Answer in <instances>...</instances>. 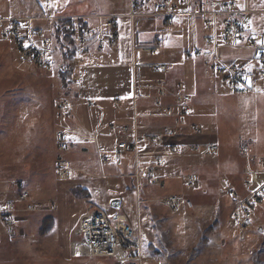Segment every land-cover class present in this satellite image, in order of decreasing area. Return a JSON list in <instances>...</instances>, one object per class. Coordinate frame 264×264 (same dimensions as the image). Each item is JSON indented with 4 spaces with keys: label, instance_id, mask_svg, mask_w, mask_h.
<instances>
[{
    "label": "rangeland",
    "instance_id": "374dc122",
    "mask_svg": "<svg viewBox=\"0 0 264 264\" xmlns=\"http://www.w3.org/2000/svg\"><path fill=\"white\" fill-rule=\"evenodd\" d=\"M126 1L9 0V5L20 10L32 11L35 7L34 2H38L44 11L48 10L53 14L97 15L106 14L108 11L119 12L118 9L123 11L126 7L123 5H127ZM247 5L251 11L256 12L240 17L245 28L244 38L264 32V0H247ZM153 11V5L146 4L140 6L139 15L131 22L126 18H118L119 38L116 42L119 45L118 49L115 45L105 44L100 51L92 49L89 53L82 54L75 45L77 56L72 60L61 59L59 51L53 58L51 54L48 55V59L51 58L50 66L56 67L54 77L60 74L61 79L65 76V81L68 82L62 95L58 97L53 95L56 93L49 95L51 105L58 104L59 100L64 98L70 102L66 92L69 84L72 85L74 82L75 90L88 93L92 103L95 102L91 96L93 91L98 94L105 89L119 90L126 86L132 95L137 97V91L141 86L164 77L163 71L153 72L150 68L151 61L156 62L159 49L155 54H151L148 49L156 40L160 42L166 54L167 58L164 60L173 63L168 70L182 68L174 75L172 80L174 83L180 82L184 87L189 86L187 82L193 83L190 76L196 72L195 89L191 91L192 93L188 90L191 95L189 119L204 130V136L192 137V133L187 131L185 136L172 138L169 142L200 143L217 140L218 149L211 153L190 151L174 156L163 153L166 157V164L161 173L164 178L161 181L163 185L153 186L146 183L150 188H143L142 192L141 188L139 191L131 188L127 190L126 182L130 180L116 178V175H113L120 174L118 172L121 167L115 163L121 154L114 152V156L110 152L108 162H104V171L109 176L102 177L97 157L95 158L92 149L82 154L84 159L81 163L71 162L75 154L72 155L70 147L68 149L69 141H66L64 136L67 150L64 156L71 171L69 178L62 180L57 176L55 166L57 156L55 133L57 130L61 131V122L56 115V109L53 110L55 104L53 107L50 105L44 107L40 100H31L27 96L32 94L41 97L42 91L38 85H35V90L22 88L12 92L15 105H11V109L15 117L8 116L6 112L2 114L0 110V128L2 127L0 143L6 144L4 155L1 157H6L7 161L13 160L15 164L24 162L25 167L30 168L25 171L16 169L9 174L0 170V184L6 178L15 176L4 181L6 187L0 186V206L2 207L7 199L17 195L13 185L18 180H23L36 208L31 212H18L14 236L9 237L0 229V240L6 237L14 243L0 256L1 259L4 258L2 263L113 264L112 258L76 256L71 251V244L79 240L75 234L78 214L90 206L103 210L109 220L115 213L125 215L128 224L140 239L142 257L147 260L143 264H148L149 261L154 264H264V201L255 209L252 228H236L230 219L231 206L223 194L225 191L220 188V180H224L228 187L233 185L232 188L235 187L238 192L243 191L242 172L246 159L238 152V140L246 141L250 147L252 145L243 137L239 136L236 139V133L240 128L238 123L244 126L243 133H249L245 127L251 130L250 124L252 128L255 127L254 135L258 143L264 144V89L236 93L226 87L210 70L207 56H203L202 59L184 57L183 51L192 46V32L197 33L199 38L204 36L206 27L203 23L197 20V24L190 30V26L180 23L178 19L182 18H178V22L176 21L173 26H166L160 18L144 15ZM88 22L93 23L92 20ZM70 28L71 26L67 27ZM206 30L210 32L209 29ZM71 42H74V38L66 41L63 39L62 45L66 47V52L71 48L69 46ZM205 44L208 49L209 44L206 40ZM106 52L110 56L105 55ZM218 53L226 60L245 61L252 51L220 48ZM43 80L40 76L33 78L35 84ZM18 91L26 95H18ZM108 108V111H113L111 105ZM65 110L58 107L57 114L60 115ZM40 115L42 120L37 119ZM109 122L110 120L104 126L107 132ZM9 128H12V131L11 135L7 136ZM13 135H20L14 147L10 146L8 141L6 143V139L9 138L10 142ZM105 142L111 144V140ZM20 145L27 150L26 155L20 149L17 150ZM125 159L128 166L126 170L131 171L132 164L135 163L133 154L130 153ZM188 174H195L197 177L192 185L186 184L185 177ZM169 195L189 199L193 205L186 207L181 201L178 208L170 209L165 206L167 205L165 200ZM114 198L121 201L117 210L110 206ZM17 205L20 206V203ZM51 217L55 219L53 225L49 224ZM46 218L49 224L47 233L41 234V223ZM43 228L42 233L45 232Z\"/></svg>",
    "mask_w": 264,
    "mask_h": 264
},
{
    "label": "built area",
    "instance_id": "2783aa9c",
    "mask_svg": "<svg viewBox=\"0 0 264 264\" xmlns=\"http://www.w3.org/2000/svg\"><path fill=\"white\" fill-rule=\"evenodd\" d=\"M145 3H152L154 11L144 15L160 18L166 26H173L178 18L184 16L202 20L210 30L206 38L210 46L208 66L226 87L231 90H255L258 86L264 87V43H261L264 42V32L255 36L251 35L245 41L242 39L244 28L239 18L255 12L248 8L247 0H243V5L240 7H237L234 0H130V7L122 16L132 21L134 17L139 15L140 6L146 5ZM118 17L119 15L116 14L95 15L92 18L96 21V26L81 25L76 28L74 30L76 33L75 42L80 52L86 54L92 49L91 47L100 50L104 48L105 44H116L119 38ZM43 18L50 19L51 17L0 15V37L10 41L23 60L31 61L41 69H48L50 61L47 57V46L49 50L50 38L45 36L42 29L35 25L37 20ZM159 46L160 42L156 41L149 47L148 51L155 54ZM220 48L251 50L254 62L221 58L218 53ZM186 54L188 57H198L202 54V49L193 47ZM150 68L153 72H164L168 69V65L166 63H153ZM151 88L154 90L156 104H160L161 99L166 97L173 100V104L167 105L164 109L165 115L171 119L169 123L162 125L158 132L141 135L137 115L134 112L129 123H111L108 125V132L115 140V153L120 155L127 148L132 150L135 159L134 170L131 174H125L123 177L131 178L136 190L143 183L153 186L163 185L160 174L164 167V157L161 155L153 156L147 166L140 168L143 145L149 144L155 148L161 146L164 149L163 153L168 155H179L190 151L209 153L218 149L216 141L200 143L191 141L178 146L169 142L170 139L179 135L183 128H188L192 137L204 136V130L196 123H188L187 115L190 110L191 97L184 91L182 83H177L176 90H170L162 79H158ZM68 104L69 102L63 100L59 105L62 108ZM87 106L92 107L93 103L88 101ZM120 107V100L114 99L112 109L118 110ZM98 134L97 130L93 131L92 138L94 141H97ZM55 136L57 146L56 173L60 179L66 180L70 176L71 169L64 156L66 151L65 139L61 131H57ZM237 149L246 159L242 172L244 176L243 191L238 192L236 189L228 187L224 180H220V188L234 199L230 215L234 227L250 229L253 227L255 209L264 201V177L261 176V171L257 169V163L263 166L264 160L258 161L253 147H250L246 141L239 139ZM95 151L99 164L102 165L107 157L101 152L99 146H96ZM119 161L118 159L117 162ZM101 176L106 177L103 170H101ZM196 179L195 174H188L185 177L187 185H192ZM13 186L16 188L17 195L7 199L3 207L0 208V223L4 233L9 237L16 233L18 212H31L36 208V204L23 180H18ZM165 201L167 206L173 210L178 208L181 201L186 207L193 205L189 199H181L177 195H169ZM17 203H20V206ZM75 234L79 240L71 244L73 255L112 258L116 264H143L147 261L142 257V245L139 237L128 224L125 215L121 213L113 214L109 220L103 210L89 206L79 216ZM148 264L154 263L149 261Z\"/></svg>",
    "mask_w": 264,
    "mask_h": 264
},
{
    "label": "crops",
    "instance_id": "0c3cea01",
    "mask_svg": "<svg viewBox=\"0 0 264 264\" xmlns=\"http://www.w3.org/2000/svg\"><path fill=\"white\" fill-rule=\"evenodd\" d=\"M234 1L236 3L237 7H240L242 5L241 0H234ZM126 4L127 5H123V6H126L123 11H120V9H118L119 12L108 11L106 14H116V15H119L118 18H125L122 15L128 11V9L130 7V0H127ZM149 4H152V3H149ZM34 5H35L34 10L26 11V10L17 9L15 7L13 8L11 5H9V0H0V15H6V16H11V17H46V16H50L51 17L50 19H44L43 18V19L37 20L35 23V25L37 27L42 29L43 34L45 36L50 37L51 46H50V49L48 51L47 57H48V55L50 56V54H51V58H53V57H55L54 56L55 53L57 51H59L61 59L62 58L64 59V56L66 54V47L64 45H62L63 39L66 41L70 38H74L73 45L69 44V46L72 48L74 47V49H76V47H75V45H76V42H75L76 33L74 30L76 28H79L81 25H88L90 27L96 26V21L94 20V18H92L93 16H95L94 14H85V13H80V14H75V15H69V14H64V13L63 14H57V13L53 14L48 10L44 11L42 5L38 2H34ZM113 8H116V7H113ZM117 8H120V7L117 6ZM153 8H154V5H153ZM97 15H99V14H97ZM118 18H117V22H118ZM180 18H182V19H178V21H180V23H182L184 25L190 26V30H192L194 28V26L197 24V20H200L201 23H203L202 20L199 18L191 19V18L185 17V16L180 17ZM88 20H92L93 23L90 24L88 22ZM200 21H198L199 25L201 24ZM40 22H42V23L40 24ZM162 22H163V20H162ZM203 25H204V23H203ZM68 26H71V29H67ZM56 29L60 30V33L58 34L59 38H55ZM206 29H208V28L206 27ZM206 29L204 28L205 33H204V36L202 38H199V35L197 36V33L192 32V41H191L192 46L189 48H186L183 51L185 58L193 59V58L199 57L200 59H202L203 56H207V58H208L209 46H208V49H206L205 40H206L207 35L209 33H208V30H206ZM244 33H245V30H244ZM244 33H243V35H244ZM243 35H242V39L244 41L247 38H244ZM114 45H115L116 49L119 48V45H117V44H114ZM161 46L162 45L159 46V51L157 52L158 57H157V59H155L156 62L151 61L152 62L151 64H153V63H166L169 65L168 68L170 69V66L173 65V63L172 62L168 63L164 60L167 57H166V54H164ZM193 46H197V47H200L202 49V54L200 56H198V57H188L187 56V54H186L187 50L192 48ZM91 48L93 50H95L93 47H91ZM100 50H102V49H100ZM100 50H97V51H100ZM243 50H246V49H243ZM140 51L142 52L143 50H140ZM151 54H153V53H151ZM95 55H97V54H95ZM105 55L110 56V54L108 52H106ZM76 56H77V54H76ZM246 60H250V61L254 62L252 55H249L246 58ZM26 62H29L30 64L27 65ZM140 63H142V60L140 61ZM55 70H56L55 66H53V67L50 66L48 69H40L35 64H33L31 61L23 60L21 58V56L19 55V53L17 52L15 46L10 41L0 37V110H1V113L4 114L6 112L8 116L15 117V114L13 113V111L11 109V105H15L14 104L15 100L12 96V92L17 91V90H21L22 88L27 89V90H29V89L35 90V85H38L39 86L38 88H41L40 89V91H42V94H40L41 97H39L38 95H32V94L27 95V96H29L31 98V100H33V99L35 101L40 100L43 103L44 107L49 106V105L51 107H53L55 103L51 105L49 95H51L53 93H56V94H53L55 97L62 95L64 93V86L68 84V82L66 83L65 81H63V79H61L62 77L60 76V74L59 75L57 74L54 77V74L56 73ZM181 70H182V68L171 69L170 71L167 69L166 71H164V77L162 80L170 89L176 90L177 83H179V82L174 83L172 80H173V77L176 74V72L181 71ZM195 73L193 72L192 73L193 75L190 76V79H192L191 81H193V83H191L189 81V82H187V83H189V86L185 85V87H184V91L187 93H189L188 90L191 92V91H194V89H195V82L197 79V76ZM35 76H40L44 80L39 81L40 83H38V84H35L36 81H33V78ZM151 84H153V83H151ZM151 84L141 86L139 88V90L137 91V97H134V95H132V92L130 91L128 86L124 87L123 89H119V90H117V88H114L112 90L111 89H105L104 91H101L98 94L93 91L91 96L95 102L93 103L92 107L87 106V102L91 101L90 100L91 98L88 97L89 94L82 92L81 90H75V82L72 85L69 84L70 87L67 88L68 91L66 93L68 94V100H70V102H69L68 106L62 107V110H65V109L66 110L64 112L62 111V113H60L61 115L57 114L58 107L61 108L59 105L60 102L63 101L64 99H67V98L59 100L58 104L57 103L55 104V107L53 110L56 109V115L61 122V129L60 130L63 131L64 136H66L65 137L66 141L67 140L69 141L68 142V144H69L68 149L70 147V149H72V155L75 154V156L72 157L71 162L81 163V161H83V159H84L82 154L86 153L87 151H90V149H92V152L95 156L96 155V153H95L96 146H99V149L101 150V152L104 155H106V157H108L110 152H112V154H114V152H115V140L110 135V133L104 129V126L107 124L108 120H110L109 124H111V123H117V124L129 123L132 119L133 113L135 112V114L137 115V121H138L139 126H140L139 133L141 135H146L149 133L158 132L159 129L161 128L162 124L170 122L171 119H170V117L165 115L164 109L167 105L173 104V100L170 97H167V99H165V98L161 99L160 104H156L154 101V90L150 87ZM257 89H264V87L258 86ZM257 89H255V90H257ZM255 90L254 89H248V90L245 89L242 91L252 92ZM234 91H236V93H238L237 90H234ZM17 94L18 95H26L22 91H18ZM71 96H72V98H71ZM84 97H86V98H84ZM133 98H134V101H133ZM114 99L120 100L121 107H120V109H118V111L111 109V110L117 111V112L108 111L109 110L108 106L111 105V107H112ZM130 108H131V111H130ZM43 111L45 114V108ZM190 111H191V109L188 112V115H187L188 118L187 119H188V123L192 124V122L189 119ZM37 119L42 120V115H40V117ZM0 122H1V120H0ZM14 123H15V121H14ZM238 126H240V128L238 130V133H236V135H237L236 139L239 136L246 139L248 142L251 143L252 147L254 148V152H255V155H256L258 161H260L261 159L264 160V144L258 143V140L254 135V133L256 131L255 127L252 128V126L250 124L251 130L248 129L247 127H245V129L249 133H243L242 130L244 129V126L240 125L239 123H238ZM0 129H2V127ZM94 130H97L99 132L97 141H94L92 138V132ZM11 131H12V128H9L7 130V136L11 135ZM57 131H59V130H57ZM187 131L189 132L188 128H183L180 130V134L175 136V137L181 138L182 136H185ZM1 133L2 132L0 131V134ZM19 137H20V135H18V136L13 135V137H10L11 138L10 142H9V138L6 139V143L8 141V144L10 146L14 147V145L16 144V139ZM108 140H111V144H106L105 141H108ZM102 141H104V142H102ZM216 142H217V140H216ZM182 143L183 142H181V143L175 142L172 144L178 146ZM5 146H6V144L0 143V170L6 171L8 174L12 173L16 169L23 170V171L29 170L30 167H25L24 162H18L15 164V162L13 160L7 161V160H5L6 157L2 158L1 156L4 155ZM160 147L161 146L156 147L157 148L156 149L155 147H152L149 144L142 146V156L140 158V160H141L140 161L141 162L140 168L147 166V163L152 159L153 156L163 155V157H164V154H163L164 149H162V147L161 148ZM19 149L23 152L24 155H26L25 152H27V150H25L22 147V145H20L17 150H19ZM13 150H14V152L16 151L15 149H13ZM130 153H132V150L130 148H127L123 153H121V156L116 159V163H115L116 166L121 167L119 172H118L120 174H113V175H116L115 176L116 178H121V179L123 178L126 180H128V179L130 180L129 182H126L125 187H127L126 188L127 190H130V188L132 187V184H133V181L131 178H124L123 177L125 174H128V175L131 174L134 170V168H133L134 164H132V170L131 171L126 170V168L128 166H127V163L125 162L126 161L125 158L130 156ZM114 156H115V154H114ZM96 157H97V155L95 156V158ZM165 158L166 157L163 158L164 159V166L166 164ZM118 159L120 160L119 162H117ZM96 160L99 164L98 157L96 158ZM106 161L108 162V158ZM143 163H144V165H143ZM141 165H143V166H141ZM99 167H100V171L101 170L104 171V163L102 165L99 164ZM113 169H111V170H113ZM257 169L259 171H261V176L264 177V165L262 166L261 164L257 163ZM240 172H241V170H240ZM104 173H105V171H104ZM161 173H162V171H161ZM108 176L109 175H107V177ZM160 176H161V174H160ZM12 177L15 178V176H12ZM12 177H10V178H12ZM10 178H6L4 181H8ZM161 178L164 179L163 176H161ZM4 181L0 184V186L6 187V182H4ZM229 181H230V183H232L230 179H229ZM26 184H27V182H26ZM236 186L238 187V185H236ZM148 187L150 188V186H148L146 183H143L141 186V191L143 190V188H148ZM231 187H233V185ZM242 190H243V182H242L241 191ZM223 194H224L225 198L228 199L229 205L231 206V210H230V215H231L234 199L231 197L230 194L227 195L226 192H224ZM5 197H8V196H5ZM165 206H167V205H165ZM2 207L0 206V208H2ZM81 213L78 214V218H79V215ZM54 220L55 219L53 217H51L49 220V224L53 225ZM0 229H2V231H3L1 223H0ZM11 245H14V243L10 242L9 239H6V237H5V239L1 238V240H0V256H2L5 253L6 248H7V250H9V247ZM1 258L2 257H0V264H4V263H2V262H4L3 261L4 258L3 259H1ZM113 264H115V260H114Z\"/></svg>",
    "mask_w": 264,
    "mask_h": 264
},
{
    "label": "trees",
    "instance_id": "16d2710c",
    "mask_svg": "<svg viewBox=\"0 0 264 264\" xmlns=\"http://www.w3.org/2000/svg\"><path fill=\"white\" fill-rule=\"evenodd\" d=\"M60 33V30H58V29H56V31H55V38H59V36H58V34ZM54 38V37H53ZM69 40V39H68ZM71 44L73 45V43L71 42ZM80 51V50H79ZM76 54H77V50L76 49H74V47L72 48H70L69 50H68V52H66V54H65V60H72V58L73 57H75L76 56ZM66 80V77L64 76L63 77V81H65ZM66 82V81H65ZM131 189L132 190H135V188L132 186L131 187ZM81 191H83V190H81ZM83 192H87V191H83ZM81 213V212H80ZM82 213H84V212H82ZM50 220V219H49ZM47 221V218H46V220H43L42 221V223H41V228H40V230H41V234H46L47 233V229H48V221ZM45 224V225H44ZM44 227V228H43ZM42 228L44 229V231L45 232H43L42 233ZM209 228V227H208Z\"/></svg>",
    "mask_w": 264,
    "mask_h": 264
},
{
    "label": "water",
    "instance_id": "95a60500",
    "mask_svg": "<svg viewBox=\"0 0 264 264\" xmlns=\"http://www.w3.org/2000/svg\"><path fill=\"white\" fill-rule=\"evenodd\" d=\"M120 205H121V201L118 198H114L110 202L111 208L115 210L119 209Z\"/></svg>",
    "mask_w": 264,
    "mask_h": 264
},
{
    "label": "snow or ice",
    "instance_id": "6c2138e0",
    "mask_svg": "<svg viewBox=\"0 0 264 264\" xmlns=\"http://www.w3.org/2000/svg\"><path fill=\"white\" fill-rule=\"evenodd\" d=\"M261 43H264V42H261ZM26 47H27V45H26ZM49 59H51V58L49 57Z\"/></svg>",
    "mask_w": 264,
    "mask_h": 264
},
{
    "label": "bare ground",
    "instance_id": "6f19581e",
    "mask_svg": "<svg viewBox=\"0 0 264 264\" xmlns=\"http://www.w3.org/2000/svg\"><path fill=\"white\" fill-rule=\"evenodd\" d=\"M94 239H96V237H94Z\"/></svg>",
    "mask_w": 264,
    "mask_h": 264
}]
</instances>
